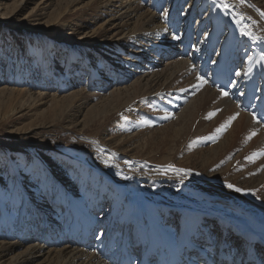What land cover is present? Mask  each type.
I'll return each instance as SVG.
<instances>
[{"label": "bare ground", "instance_id": "1", "mask_svg": "<svg viewBox=\"0 0 264 264\" xmlns=\"http://www.w3.org/2000/svg\"><path fill=\"white\" fill-rule=\"evenodd\" d=\"M219 2L0 0V264H108L70 243L89 225L264 237V155L246 158L264 126L210 78L194 87L199 61L235 62L264 104V0Z\"/></svg>", "mask_w": 264, "mask_h": 264}, {"label": "snow or ice", "instance_id": "2", "mask_svg": "<svg viewBox=\"0 0 264 264\" xmlns=\"http://www.w3.org/2000/svg\"><path fill=\"white\" fill-rule=\"evenodd\" d=\"M214 2H215V0H214ZM240 2H241V3H246V0H240ZM218 6L221 7L222 10H225V11L228 10V9H230V7H231V5H230L229 3L226 2V0H220ZM260 15H261L262 17H264V12H261ZM242 34H243V35H246V36H249V37L252 36V33H251V32L245 31V30H243V29H242ZM173 38H174V39H178V37H173ZM236 75H240V73L237 72ZM198 79H199L200 83H199V85L194 86V87H203V85H204L205 83H207V81H206L203 77H198ZM219 91H221V94H222L223 96H227V95H228V93H227L226 91H223V90H219ZM217 111H219V110H217ZM214 115H215V112H210V113L208 114V117H207V118L211 119L212 116H214ZM238 115H239V114L237 113V114L233 115L232 117H230V118L228 119V121H227L224 125H222L220 128L217 129V132H221V131L226 130V128L229 127V126L231 125V122H232L233 120H235L236 117H237ZM165 118H167V117H165ZM253 120H254L256 123H260V121L257 120V118H256V116H255L254 114H253ZM255 134H256L255 132H252V134L248 137V139H251L252 136L255 135ZM260 155H264V151L255 152V153L252 154V156H249V157H246V158H247L248 160H250V161H253L255 158L259 157ZM169 167H172L173 170L176 171V172H178V173H183L184 175H187V174H188V172H187L186 170H184V169H175L173 166H169ZM228 187H229V188H234L235 191H237V192L242 191L240 188H237V187H235V186L232 185V184H229Z\"/></svg>", "mask_w": 264, "mask_h": 264}, {"label": "rangeland", "instance_id": "3", "mask_svg": "<svg viewBox=\"0 0 264 264\" xmlns=\"http://www.w3.org/2000/svg\"><path fill=\"white\" fill-rule=\"evenodd\" d=\"M34 4H31L30 7L25 11V14L27 12H29V10L32 8L31 6H33ZM7 130L5 128L4 125L0 126V140L2 139H9L8 137L4 136V134L7 133ZM52 136L55 137V139L59 142V143H69V138H70V135H68L67 133L63 132V131H60V130H56V133L53 134ZM45 143H54L53 141H51L50 139H47L45 141Z\"/></svg>", "mask_w": 264, "mask_h": 264}]
</instances>
